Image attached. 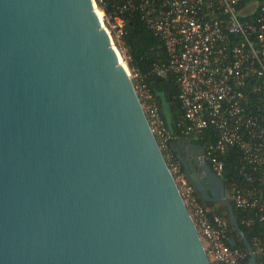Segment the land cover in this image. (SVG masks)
<instances>
[{"label":"water","instance_id":"obj_1","mask_svg":"<svg viewBox=\"0 0 264 264\" xmlns=\"http://www.w3.org/2000/svg\"><path fill=\"white\" fill-rule=\"evenodd\" d=\"M196 139L173 151L257 264ZM0 264H211L92 0H0Z\"/></svg>","mask_w":264,"mask_h":264},{"label":"built area","instance_id":"obj_2","mask_svg":"<svg viewBox=\"0 0 264 264\" xmlns=\"http://www.w3.org/2000/svg\"><path fill=\"white\" fill-rule=\"evenodd\" d=\"M92 4L113 47L119 45L129 14L139 15L164 42L170 55L167 69L177 76L187 132L198 135L210 129L217 135L213 145L202 149L220 179L224 167L219 156L228 149L240 152L243 160L237 178L225 185L226 198L247 215L242 223L262 227L249 243L256 263L264 264L257 261L258 255L264 257V0H92ZM135 89L141 92L139 85ZM145 97L144 112L164 150L168 140L164 122ZM168 158L210 263L243 264L249 253L229 246L225 221L208 216L180 167Z\"/></svg>","mask_w":264,"mask_h":264},{"label":"trees","instance_id":"obj_3","mask_svg":"<svg viewBox=\"0 0 264 264\" xmlns=\"http://www.w3.org/2000/svg\"><path fill=\"white\" fill-rule=\"evenodd\" d=\"M117 47L121 51L123 57L127 58L126 62L130 71L138 75L137 80H133L135 87H137V85L141 87V92L147 96V102L153 104L157 108L158 114L164 122V130L168 136L166 147L162 150L164 156H168L172 162L180 167V172L184 175L187 183L194 188L189 178L185 175L177 154L173 151L176 138L188 140L196 137L197 139L193 143L202 148H206L215 143L217 135L210 129H205L198 135L187 132L189 124L185 119L184 110L179 99L180 88L177 76L167 69L170 60L168 50L161 38L155 35L152 30L146 26L139 15H127L124 34L120 38ZM159 72H163V74L159 75ZM159 92L164 93L166 102L170 107L173 135L169 132L161 111L160 98L157 96ZM140 101L143 103L142 100ZM219 159L224 167L223 180L226 187H229L231 181L237 178L238 169L243 159L241 158L240 152L236 149H228L219 156ZM194 196L197 198V201L208 210L207 214L211 219L216 217L225 221V230L228 239L235 238L237 241V246L235 248L247 252L243 242L231 224L228 209L221 204L204 203L201 201L195 188ZM234 213L239 227L248 241L251 242L252 235L261 232L262 227L260 225H246L242 223V221L246 219L247 215L236 209H234ZM248 260L249 256L247 255L243 264H247ZM262 260H264V257L258 255V263L262 262Z\"/></svg>","mask_w":264,"mask_h":264},{"label":"rangeland","instance_id":"obj_4","mask_svg":"<svg viewBox=\"0 0 264 264\" xmlns=\"http://www.w3.org/2000/svg\"><path fill=\"white\" fill-rule=\"evenodd\" d=\"M114 47H115L116 50L118 51L119 56H120V59L122 60V63H123L124 65H126L128 71H129V73H130V75H131L132 81L135 80V78H133V76H132V75H133L132 72L130 71V69H129L128 66H127V62L124 60V57H123L121 51L119 50V48L117 47V45H114ZM135 81H136V80H135ZM133 84H134V83H133ZM134 87H135V85H134ZM136 92H137V94H138V96H139V99L142 100L143 103H145V102H146V97H145V95H144L142 92H140L139 89H138V90L136 89ZM143 103H142V105H143ZM165 158H166V160H167V157H165ZM168 159H169V158H168Z\"/></svg>","mask_w":264,"mask_h":264},{"label":"flooded vegetation","instance_id":"obj_5","mask_svg":"<svg viewBox=\"0 0 264 264\" xmlns=\"http://www.w3.org/2000/svg\"><path fill=\"white\" fill-rule=\"evenodd\" d=\"M195 145H196V144H195ZM188 148H189V150H190L191 152H193L194 145H193V144H191V145L189 144V145H188Z\"/></svg>","mask_w":264,"mask_h":264},{"label":"bare ground","instance_id":"obj_6","mask_svg":"<svg viewBox=\"0 0 264 264\" xmlns=\"http://www.w3.org/2000/svg\"><path fill=\"white\" fill-rule=\"evenodd\" d=\"M99 17V16H98ZM120 63L124 66V64L122 63V60L120 59Z\"/></svg>","mask_w":264,"mask_h":264},{"label":"crops","instance_id":"obj_7","mask_svg":"<svg viewBox=\"0 0 264 264\" xmlns=\"http://www.w3.org/2000/svg\"><path fill=\"white\" fill-rule=\"evenodd\" d=\"M175 145H176V143H175ZM190 157L193 159V157L190 155Z\"/></svg>","mask_w":264,"mask_h":264}]
</instances>
